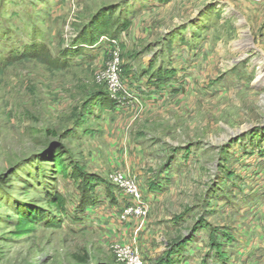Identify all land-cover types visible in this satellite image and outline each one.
Here are the masks:
<instances>
[{
  "label": "rangeland",
  "instance_id": "374dc122",
  "mask_svg": "<svg viewBox=\"0 0 264 264\" xmlns=\"http://www.w3.org/2000/svg\"><path fill=\"white\" fill-rule=\"evenodd\" d=\"M135 257L264 264V0H0V264Z\"/></svg>",
  "mask_w": 264,
  "mask_h": 264
},
{
  "label": "built area",
  "instance_id": "2783aa9c",
  "mask_svg": "<svg viewBox=\"0 0 264 264\" xmlns=\"http://www.w3.org/2000/svg\"><path fill=\"white\" fill-rule=\"evenodd\" d=\"M115 179L123 185L122 187L125 190V202L120 218L126 220L146 213L148 210V204L147 201L142 199V190L138 183L124 175H118ZM131 262L132 264H144L139 257H135Z\"/></svg>",
  "mask_w": 264,
  "mask_h": 264
},
{
  "label": "trees",
  "instance_id": "16d2710c",
  "mask_svg": "<svg viewBox=\"0 0 264 264\" xmlns=\"http://www.w3.org/2000/svg\"><path fill=\"white\" fill-rule=\"evenodd\" d=\"M32 51L36 52V51H43L44 50V46L41 47H32L31 48ZM84 177H79L78 179H80L81 184H82V197L79 203V210L78 212L83 214L85 213L89 208L93 207V206H97L99 203V200H97L94 196L95 192L91 185V181H85L83 179ZM112 202H115V199H111ZM51 204H53L54 206H56V209L59 210L60 213H62V211H64V206L62 204V199L61 197H55L54 201L51 202ZM27 222V221H26ZM35 221H28L27 223L31 224ZM28 224V225H29Z\"/></svg>",
  "mask_w": 264,
  "mask_h": 264
},
{
  "label": "crops",
  "instance_id": "0c3cea01",
  "mask_svg": "<svg viewBox=\"0 0 264 264\" xmlns=\"http://www.w3.org/2000/svg\"><path fill=\"white\" fill-rule=\"evenodd\" d=\"M104 200H105V199H104ZM107 200H108V199H107ZM108 202H109V201H108ZM108 211H109V209L107 208V209H106V212H108ZM111 212H112V211H111ZM111 212H110V213H111ZM113 215H114V214H113ZM108 218H109V217H108ZM191 263H192L191 260H190V261H189V260H187V261H185V260L181 261V264H191Z\"/></svg>",
  "mask_w": 264,
  "mask_h": 264
},
{
  "label": "bare ground",
  "instance_id": "6f19581e",
  "mask_svg": "<svg viewBox=\"0 0 264 264\" xmlns=\"http://www.w3.org/2000/svg\"><path fill=\"white\" fill-rule=\"evenodd\" d=\"M260 80L262 79V76L259 78ZM258 82V81H257Z\"/></svg>",
  "mask_w": 264,
  "mask_h": 264
}]
</instances>
